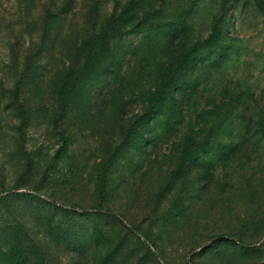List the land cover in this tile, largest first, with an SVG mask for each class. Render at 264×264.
<instances>
[{"label": "rangeland", "instance_id": "obj_1", "mask_svg": "<svg viewBox=\"0 0 264 264\" xmlns=\"http://www.w3.org/2000/svg\"><path fill=\"white\" fill-rule=\"evenodd\" d=\"M16 263L264 264V0H0Z\"/></svg>", "mask_w": 264, "mask_h": 264}, {"label": "trees", "instance_id": "obj_2", "mask_svg": "<svg viewBox=\"0 0 264 264\" xmlns=\"http://www.w3.org/2000/svg\"><path fill=\"white\" fill-rule=\"evenodd\" d=\"M156 103H157V101H156ZM154 104H155V102H154ZM147 119L149 122H152L154 120V118H153L152 114H150V112H149V117ZM217 237H219V236H217ZM15 255L16 256L18 255L17 252L13 255V257H15ZM16 259L18 260V258H16Z\"/></svg>", "mask_w": 264, "mask_h": 264}]
</instances>
